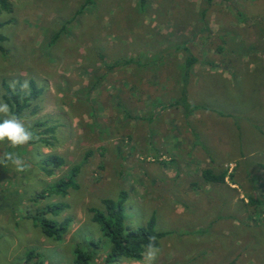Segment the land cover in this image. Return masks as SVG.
I'll return each instance as SVG.
<instances>
[{
    "label": "rangeland",
    "instance_id": "obj_1",
    "mask_svg": "<svg viewBox=\"0 0 264 264\" xmlns=\"http://www.w3.org/2000/svg\"><path fill=\"white\" fill-rule=\"evenodd\" d=\"M9 1L0 91L4 81L25 92L32 78L42 92L21 116L34 134L38 120L54 130L48 143L0 142V159L25 164L0 163V264H71L74 246L89 264H145L146 250L104 262L109 241L89 207L122 190L125 225L152 216L165 231L153 264H264V0ZM183 46L196 59L188 99L200 105L187 116L172 103ZM47 153L64 161L50 175ZM72 166L77 188L50 191ZM53 202L66 207L42 217L72 218L58 240L31 217Z\"/></svg>",
    "mask_w": 264,
    "mask_h": 264
},
{
    "label": "trees",
    "instance_id": "obj_2",
    "mask_svg": "<svg viewBox=\"0 0 264 264\" xmlns=\"http://www.w3.org/2000/svg\"><path fill=\"white\" fill-rule=\"evenodd\" d=\"M206 3H210L212 0H205ZM89 0H85L84 4ZM83 7V5L80 7ZM11 4L9 0H0V12L10 11ZM79 12V10H78ZM6 21L0 20V26ZM5 36L0 33V42L4 40ZM0 50H2L0 44ZM184 59L182 63V79L180 80L179 95L173 100V104L179 105L183 110L184 116H187L200 105L190 101L188 99V92L186 89L189 71L191 66L196 62V59L192 56L191 52L186 46L182 47ZM101 58L102 55L100 54ZM128 61L118 60L115 64H123ZM27 91L18 92L19 90L12 89L7 82L2 81V90L0 91V101L7 103L11 111L21 116V112L28 107L32 100L35 99L41 92L42 87H38L35 81L30 78L27 80ZM36 105L30 109V114L36 111ZM46 121H35L34 126L43 127L42 130L35 132V137L29 143L35 144L36 142L48 143L46 137L42 135L51 133L54 130V126H45ZM63 157L54 153H47L41 158V169L46 175H50L53 172V168H58L63 165ZM78 172V166H72L66 174L58 177L51 185V190L54 193L65 195L68 188H77V183L74 179ZM225 173L215 174L209 169H202L201 176L207 181L211 182H223ZM42 191L40 195H44ZM42 195V196H43ZM124 201V191L119 192V196L116 199L102 198L101 208L89 207L91 212V219L97 223L102 230L103 234L109 241V248L104 257V262L114 261L118 259H132L139 260L142 253L147 249L149 244L156 246L158 239L165 234V231H156L154 229V219L149 217L144 225L136 227H128L123 223L122 204ZM66 207V203H49L44 209L35 210L36 214L31 217L33 220L39 219L40 227L44 235L53 239H61L62 235L66 232L69 224L72 220L70 216H65L61 220L54 218L42 217L45 212L56 214L57 211ZM37 214L41 216H36ZM72 262L71 264H89L91 259V252L80 250L77 246L72 248ZM30 256V252L27 257Z\"/></svg>",
    "mask_w": 264,
    "mask_h": 264
},
{
    "label": "clouds",
    "instance_id": "obj_3",
    "mask_svg": "<svg viewBox=\"0 0 264 264\" xmlns=\"http://www.w3.org/2000/svg\"><path fill=\"white\" fill-rule=\"evenodd\" d=\"M22 87H27V83ZM0 114L3 117L0 119V142L6 140L16 148L38 138L31 130L30 123H27L24 117L14 114L7 103L0 102ZM6 161L12 162L18 171L25 169L24 160L16 153H6L5 157L0 159V163ZM157 253L158 249L153 244H149L144 255L145 264H153Z\"/></svg>",
    "mask_w": 264,
    "mask_h": 264
},
{
    "label": "crops",
    "instance_id": "obj_4",
    "mask_svg": "<svg viewBox=\"0 0 264 264\" xmlns=\"http://www.w3.org/2000/svg\"><path fill=\"white\" fill-rule=\"evenodd\" d=\"M263 117V114L261 115ZM264 119V117H263ZM260 168H264V162L260 163ZM198 174H201V171L199 170V173ZM262 176L264 177V174L260 171V178H262ZM261 184H264V179L262 178L260 180ZM264 190V187L260 185V191H263Z\"/></svg>",
    "mask_w": 264,
    "mask_h": 264
}]
</instances>
